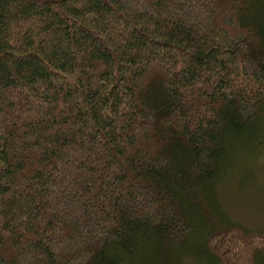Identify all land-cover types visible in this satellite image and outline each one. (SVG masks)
Instances as JSON below:
<instances>
[{
	"label": "trees",
	"instance_id": "1",
	"mask_svg": "<svg viewBox=\"0 0 264 264\" xmlns=\"http://www.w3.org/2000/svg\"><path fill=\"white\" fill-rule=\"evenodd\" d=\"M262 118L264 0H0V264H264L218 193Z\"/></svg>",
	"mask_w": 264,
	"mask_h": 264
},
{
	"label": "rangeland",
	"instance_id": "2",
	"mask_svg": "<svg viewBox=\"0 0 264 264\" xmlns=\"http://www.w3.org/2000/svg\"><path fill=\"white\" fill-rule=\"evenodd\" d=\"M258 126L254 136L257 143L241 142L232 151L226 167L231 170L220 181L218 193L223 210L233 222L264 233V118ZM186 253L187 258L181 264L215 262L211 259L204 263L199 254L190 250Z\"/></svg>",
	"mask_w": 264,
	"mask_h": 264
}]
</instances>
